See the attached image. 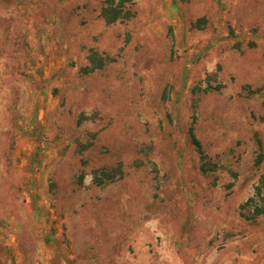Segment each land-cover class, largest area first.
I'll list each match as a JSON object with an SVG mask.
<instances>
[{
  "label": "rangeland",
  "instance_id": "rangeland-1",
  "mask_svg": "<svg viewBox=\"0 0 264 264\" xmlns=\"http://www.w3.org/2000/svg\"><path fill=\"white\" fill-rule=\"evenodd\" d=\"M0 264H264V0H0Z\"/></svg>",
  "mask_w": 264,
  "mask_h": 264
},
{
  "label": "trees",
  "instance_id": "trees-1",
  "mask_svg": "<svg viewBox=\"0 0 264 264\" xmlns=\"http://www.w3.org/2000/svg\"><path fill=\"white\" fill-rule=\"evenodd\" d=\"M197 144V142H195ZM198 145V144H197Z\"/></svg>",
  "mask_w": 264,
  "mask_h": 264
}]
</instances>
